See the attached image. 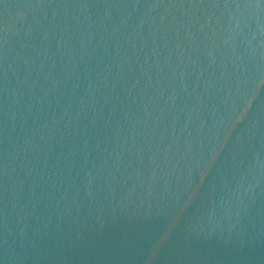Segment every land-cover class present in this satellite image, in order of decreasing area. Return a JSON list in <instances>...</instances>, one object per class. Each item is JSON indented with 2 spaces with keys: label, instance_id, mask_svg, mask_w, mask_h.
<instances>
[{
  "label": "water",
  "instance_id": "water-1",
  "mask_svg": "<svg viewBox=\"0 0 264 264\" xmlns=\"http://www.w3.org/2000/svg\"><path fill=\"white\" fill-rule=\"evenodd\" d=\"M0 264H264V0H0Z\"/></svg>",
  "mask_w": 264,
  "mask_h": 264
}]
</instances>
